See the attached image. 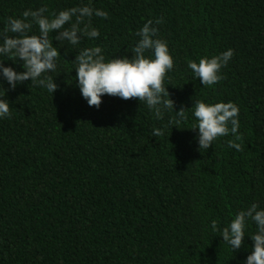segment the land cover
<instances>
[{
  "label": "trees",
  "instance_id": "trees-1",
  "mask_svg": "<svg viewBox=\"0 0 264 264\" xmlns=\"http://www.w3.org/2000/svg\"><path fill=\"white\" fill-rule=\"evenodd\" d=\"M89 4L108 18L92 17L98 38L53 40L60 57L44 75L55 93L31 80L12 90L0 75L11 113L0 118V264H245L256 225L248 222L238 251L220 234L252 203L264 209V0H0V30L26 10ZM159 18L153 26L174 61L164 81L174 111L157 119L144 102L108 95L89 107L76 55L99 46L106 61L130 57L137 31ZM228 49L226 78L213 86L187 67ZM0 62L24 71L19 60ZM197 100L238 106L242 150L228 147L231 134L198 150ZM181 107L187 121L170 124Z\"/></svg>",
  "mask_w": 264,
  "mask_h": 264
},
{
  "label": "clouds",
  "instance_id": "clouds-1",
  "mask_svg": "<svg viewBox=\"0 0 264 264\" xmlns=\"http://www.w3.org/2000/svg\"><path fill=\"white\" fill-rule=\"evenodd\" d=\"M49 10L42 6L37 10H26L20 18L9 17L6 25L0 30V56H7L11 60L22 62L24 71L17 72L12 67H4L0 62V75L7 81L12 90L18 84L31 80V84L46 88L48 92L55 93L58 85L51 75L45 73L55 72L57 60L60 57L58 47L53 46V40L61 45L68 42L78 45L82 37L98 38L99 30L93 27L91 20L95 15L102 19L108 18V13L94 9L89 5H81L53 12L45 15ZM163 23L159 18L155 21L149 19L136 35L139 37L132 48V55L107 60L99 46L82 49L72 61L76 65V77L82 97L89 107L99 109L104 95L119 97L123 100L137 99L144 102L150 110H154L157 119L162 118L163 110L174 111V101L164 86L167 73L173 69L174 61L170 55L166 41L158 38V28L155 25ZM33 25L38 26L39 34L29 35ZM57 35L52 36V33ZM9 33L15 35H9ZM150 52V56L145 53ZM234 50L228 49L219 55L203 57L199 62L189 60L187 67L192 70L195 77L203 86H213L226 77L221 75V69L226 67L232 59ZM181 107L175 112V118L169 123L179 124L187 121V111ZM197 121L192 130L198 129L199 151L208 150L213 141L219 137L231 134L234 139L228 140L227 145L238 151L242 150L238 135L240 127L239 108L233 102H219L207 104L197 100L191 108ZM9 102L0 98V118L10 117ZM163 132L153 129V135L158 137ZM256 225V232L250 236L253 241L251 254L247 256L245 264H264V209L252 203L246 209L240 210L223 227L220 236L223 243L228 244L231 250L238 251L245 238L248 222ZM213 231H220L217 221L211 223Z\"/></svg>",
  "mask_w": 264,
  "mask_h": 264
}]
</instances>
